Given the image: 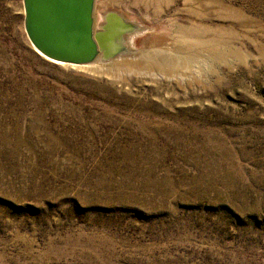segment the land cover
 <instances>
[{
  "label": "rangeland",
  "instance_id": "374dc122",
  "mask_svg": "<svg viewBox=\"0 0 264 264\" xmlns=\"http://www.w3.org/2000/svg\"><path fill=\"white\" fill-rule=\"evenodd\" d=\"M105 9L143 54L88 68L0 0V264H264V0Z\"/></svg>",
  "mask_w": 264,
  "mask_h": 264
},
{
  "label": "water",
  "instance_id": "95a60500",
  "mask_svg": "<svg viewBox=\"0 0 264 264\" xmlns=\"http://www.w3.org/2000/svg\"><path fill=\"white\" fill-rule=\"evenodd\" d=\"M95 0H23L24 29L46 58L70 65L110 61L126 53L123 37L137 25L108 11L94 27Z\"/></svg>",
  "mask_w": 264,
  "mask_h": 264
},
{
  "label": "bare ground",
  "instance_id": "6f19581e",
  "mask_svg": "<svg viewBox=\"0 0 264 264\" xmlns=\"http://www.w3.org/2000/svg\"><path fill=\"white\" fill-rule=\"evenodd\" d=\"M108 11H116L120 14H122V16L124 18H126L127 21L131 22V23H134L136 24L138 27L136 29V31L132 32V33H127L126 35H124L123 37V42L124 44L126 45V53H122V55L116 57L115 59H112L110 61H101V60H96L92 63H89V64H83V65H71V66H86V67H91V66H95L94 64H106V63H110V62H113V61H118V60H125V59H136L138 56H141L143 53H142V49H138L136 47V39H138L139 37L143 36L146 34L148 28H146L145 26L141 25L139 22L127 17L126 15H124L123 13H121L120 11H117L115 9H105L103 11H100L98 13H96L95 11V7H94V12H93V18H94V27L96 29H100V26L103 24V17L105 16V14L108 12ZM148 33V32H147ZM193 45V44H192ZM192 45H189V48L190 47H193ZM33 46V45H32ZM34 47V46H33ZM35 48V47H34ZM35 50L41 54L36 48ZM165 52V51H164ZM162 52L160 55H162L161 57H158L157 60H154L153 61V58L154 56L156 55H151L150 54V58H141V60H143L142 62H148L147 65H157L159 67L160 70H165V71H172L175 69V67H177V64L179 63L178 60L176 58H173V57H169L171 56L170 55V52L167 54V53H164ZM140 54V55H139ZM147 56L149 53H146ZM167 54V55H166ZM42 55V54H41ZM43 56V55H42ZM45 57V56H44ZM46 58V57H45ZM48 59V58H47ZM50 60V59H49ZM140 60V61H141ZM148 60V61H147ZM53 61L54 63H57V64H64V63H61V62H57V61H54V60H51ZM128 60H125V61H122V62H126ZM181 63H185V60L184 59H181ZM141 62V63H142ZM65 65H70V64H65Z\"/></svg>",
  "mask_w": 264,
  "mask_h": 264
}]
</instances>
